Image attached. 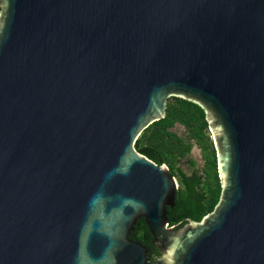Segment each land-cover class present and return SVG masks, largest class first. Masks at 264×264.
<instances>
[{
  "label": "water",
  "instance_id": "obj_1",
  "mask_svg": "<svg viewBox=\"0 0 264 264\" xmlns=\"http://www.w3.org/2000/svg\"><path fill=\"white\" fill-rule=\"evenodd\" d=\"M171 96L221 184L179 228L177 179L134 147ZM150 263L264 264V0H0V264Z\"/></svg>",
  "mask_w": 264,
  "mask_h": 264
},
{
  "label": "trees",
  "instance_id": "obj_2",
  "mask_svg": "<svg viewBox=\"0 0 264 264\" xmlns=\"http://www.w3.org/2000/svg\"><path fill=\"white\" fill-rule=\"evenodd\" d=\"M176 124L184 127L185 136L171 131ZM206 127L205 112L198 104L171 96L164 117L150 124L135 141L137 152L158 165L165 164L178 181L174 207L167 208L169 226L179 228L188 221L200 222L219 201L216 152L204 132ZM193 142L200 149L202 168L194 169V162L189 159V170L185 171L179 163L188 156ZM129 238L150 247L151 236L143 219L137 221Z\"/></svg>",
  "mask_w": 264,
  "mask_h": 264
},
{
  "label": "rangeland",
  "instance_id": "obj_3",
  "mask_svg": "<svg viewBox=\"0 0 264 264\" xmlns=\"http://www.w3.org/2000/svg\"><path fill=\"white\" fill-rule=\"evenodd\" d=\"M171 131L177 133L180 136H185L186 131L183 126L176 124L173 128H171ZM194 144V142H193ZM192 160L194 162V169H201L202 168V160H200V152L197 151L196 148L192 150L191 153L188 154V156L184 159H182L179 163V166L183 168V170L188 171L189 165L187 164L188 160Z\"/></svg>",
  "mask_w": 264,
  "mask_h": 264
},
{
  "label": "flooded vegetation",
  "instance_id": "obj_4",
  "mask_svg": "<svg viewBox=\"0 0 264 264\" xmlns=\"http://www.w3.org/2000/svg\"><path fill=\"white\" fill-rule=\"evenodd\" d=\"M148 249H149V252H148L149 258L151 261H153L159 257L155 246L150 245V247H148ZM150 264H152V263H150Z\"/></svg>",
  "mask_w": 264,
  "mask_h": 264
}]
</instances>
